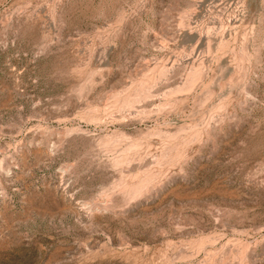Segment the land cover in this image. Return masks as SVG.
<instances>
[{"label":"rangeland","instance_id":"obj_1","mask_svg":"<svg viewBox=\"0 0 264 264\" xmlns=\"http://www.w3.org/2000/svg\"><path fill=\"white\" fill-rule=\"evenodd\" d=\"M0 264H264V0H0Z\"/></svg>","mask_w":264,"mask_h":264}]
</instances>
